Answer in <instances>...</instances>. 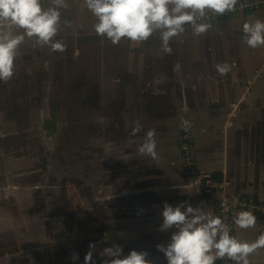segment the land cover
I'll list each match as a JSON object with an SVG mask.
<instances>
[{
  "label": "rangeland",
  "instance_id": "rangeland-1",
  "mask_svg": "<svg viewBox=\"0 0 264 264\" xmlns=\"http://www.w3.org/2000/svg\"><path fill=\"white\" fill-rule=\"evenodd\" d=\"M66 3L56 37L66 51L33 46L35 38L26 37L17 49L12 79L0 82V264H85L90 243L95 245L94 264H102L104 248L120 245L127 255L138 247L130 241L137 231H148L147 211L134 217L122 211L120 191L134 195L141 188L110 181L112 174L121 176L118 170L125 173L123 180L136 176L141 146L136 137L153 124L147 107L135 100L143 91L141 79L147 78V47L143 42L141 54L132 58L129 53L139 47L135 42L112 44L98 37L82 57L72 54L80 38L96 37L97 18L85 0ZM42 5L47 8L50 0ZM262 74L247 81L248 94ZM137 119L142 131L130 135ZM155 140L156 147L163 143ZM64 151L75 160L50 172ZM165 153L161 145L157 157ZM102 167H113L107 171L109 180H103Z\"/></svg>",
  "mask_w": 264,
  "mask_h": 264
},
{
  "label": "crops",
  "instance_id": "crops-1",
  "mask_svg": "<svg viewBox=\"0 0 264 264\" xmlns=\"http://www.w3.org/2000/svg\"><path fill=\"white\" fill-rule=\"evenodd\" d=\"M246 8L222 17L215 13L209 15L206 22L212 26L200 36L194 35L193 29L186 26L185 33L170 42V55L162 52L158 33L144 42L148 57L147 78L141 79L139 84L143 91L135 100L137 105L147 107V119L153 121L155 139H162L161 145L166 149L163 157H151L147 161L145 155L138 153L139 163L134 165V181H154L134 183L146 186L138 192L159 201L163 195L157 208L150 203L154 218L149 216L146 222L148 231L143 246L140 248L142 243L136 244V251L147 252V259L152 264H167L164 254L156 246H166L175 231L160 230L162 216L161 220L157 217L165 203L175 206L188 202L194 208L212 213V205L201 196L205 176L216 179L218 187L213 194L217 198L237 196L264 202V45L253 49L242 41L243 24L254 23L257 19L264 21V7ZM98 37L80 38V47L72 54L82 57L86 46ZM142 44H134L139 47L129 53L132 58L141 54L138 48ZM177 63L180 65L178 71L174 70ZM218 64L229 65L230 71L220 75ZM258 69L263 73L262 77L255 79L253 92L248 94L247 81L255 77ZM183 117L190 118L193 123L192 150L197 171L191 174L187 173L180 149ZM136 141L143 144L139 139ZM161 145L155 149L157 154H160ZM144 161L145 169L141 164ZM160 181L161 185H158ZM142 210L147 211L146 207ZM242 211L251 210L236 209L235 219ZM251 212L257 218L254 227L241 229L235 224L234 236L241 241H254L264 233V213ZM248 260L249 264H264V248L250 254ZM217 263L218 260L214 262Z\"/></svg>",
  "mask_w": 264,
  "mask_h": 264
},
{
  "label": "clouds",
  "instance_id": "clouds-1",
  "mask_svg": "<svg viewBox=\"0 0 264 264\" xmlns=\"http://www.w3.org/2000/svg\"><path fill=\"white\" fill-rule=\"evenodd\" d=\"M239 0H85L87 9L97 18L94 24L96 35L106 38L112 44L122 39L130 42H146L159 34L161 50L170 55V42L174 37L193 29L194 35L205 34L211 24L206 22L209 12L224 15L236 10ZM68 7L66 0H50L44 8L42 0H0V82L7 83L14 75V61L17 49L25 38H35L33 46H48L53 52H65L67 45L56 39L61 29V9ZM69 25V21L63 22ZM23 30L18 31V30ZM242 41L250 48L264 45V21L243 24ZM177 63L174 70H179ZM220 75L230 71L227 64L217 65ZM187 131L191 124L182 122ZM142 131L137 119L130 135ZM155 129H149L144 143L138 151L141 155L157 158ZM161 231L175 229L167 245H157L164 254L167 264H214L217 260L232 261L234 264H249L248 256L264 248V233L254 241H241L230 235V226L220 216L205 213L202 209L181 202L175 206L164 204L161 213ZM256 216L251 211H242L234 223L241 229L254 227ZM84 257L85 264L92 260L95 245ZM99 255L102 264H152L145 251L131 250L123 254L120 245L104 248Z\"/></svg>",
  "mask_w": 264,
  "mask_h": 264
},
{
  "label": "built area",
  "instance_id": "built-area-1",
  "mask_svg": "<svg viewBox=\"0 0 264 264\" xmlns=\"http://www.w3.org/2000/svg\"><path fill=\"white\" fill-rule=\"evenodd\" d=\"M264 5V0L261 2H239L236 5V9H243L245 7H260ZM228 13V12H227ZM226 13V14H227ZM261 71H257L256 76H260ZM251 82H249L250 84ZM188 121L191 127L185 131L182 127V122ZM193 123L188 117H183L181 121L179 139L180 149L182 157L186 163V170L188 174L195 173L197 170L196 157L192 150L193 147ZM218 187L216 180H213L209 176H205L202 182V198L212 205V213L216 216H220L226 224L230 226V235L235 234V210L236 209H247L251 211H257L258 213H264V202H256L251 198L241 197H228L223 196L217 198L213 193L214 189ZM217 264H234L232 261L218 260Z\"/></svg>",
  "mask_w": 264,
  "mask_h": 264
},
{
  "label": "flooded vegetation",
  "instance_id": "flooded-vegetation-1",
  "mask_svg": "<svg viewBox=\"0 0 264 264\" xmlns=\"http://www.w3.org/2000/svg\"><path fill=\"white\" fill-rule=\"evenodd\" d=\"M85 169H84V173L86 174V175H88L89 174V172H90V168H89V166L87 165L86 167H84ZM102 169H103V171H105L104 173H102V175H103V180H109L106 176H107V171H111V170H113V167H110V168H107V169H104V167H102ZM115 170H118V169H116V167H115ZM119 171V174H121V176L119 177V178H117L118 176H116V175H114V174H112V172H111V174L112 175H110V181H112L113 182V180L114 181H118L119 183H121V184H123V185H126V184H128V183H130V181H134V179L133 178H131V177H129V178H125L124 180L122 179V176L125 174L124 172H123V170L122 171H120V170H118ZM123 173V174H122ZM118 174V175H119ZM127 186V185H126ZM120 194H121V197H122V200H121V204H123V206H125V208H126V210H123L121 207H120V209H122V211H123V213H124V215H128V216H132V217H134V216H137V215H142V213H141V208H140V206L139 205H137L136 203H135V200H142V199H145V200H147V201H149L150 203H154V199H155V197H145L143 194H141V193H135L134 195H133V193H131L130 191H120ZM154 198V199H153ZM129 208V209H128ZM131 208V209H130ZM149 215H151L152 214V212H150V210H149ZM139 219H135L134 221H136V223H137V221H138ZM133 244H138V243H142L143 241H145V237H143L142 238V236H139V234H136L135 235V238L133 237V239L132 240H130ZM143 244V243H142ZM133 250H136V248L135 249H133Z\"/></svg>",
  "mask_w": 264,
  "mask_h": 264
},
{
  "label": "trees",
  "instance_id": "trees-1",
  "mask_svg": "<svg viewBox=\"0 0 264 264\" xmlns=\"http://www.w3.org/2000/svg\"><path fill=\"white\" fill-rule=\"evenodd\" d=\"M89 38V37H88ZM87 37H83V38H81L82 40H87L88 39ZM149 129H155V127L154 126H148V128L146 129V133H147V131L149 130ZM146 133H143L142 135H140V136H137V138L139 139V140H141L142 141V143H144V138H145V135H146ZM63 154H65V155H63ZM62 155H63V157H62V159H63V161L62 162H60L59 161V159L61 158V156L62 155H59L58 156V164H57V166L55 167V165H50V167H52L53 169L50 171V172H55V169H58L59 167H61V164H63L65 161H68V159H73V160H75L74 159V157L72 156V152H68V151H64V153H63ZM76 156V155H75ZM47 160H46V156L43 158V160H42V164L44 165L45 164V162H46ZM144 162H146V161H144ZM145 166H146V163L145 164H142V168L143 169H145ZM212 179L213 180H216V179H214L213 177H212ZM54 181H50V183H53ZM149 182H154V181H130V183H142V184H147V183H149ZM161 182L162 181H160V182H158V185H161ZM157 183V182H156ZM163 196H161L160 197V199L162 200L163 198H162ZM161 200L159 201V199H154V205H155V207L157 208V205L159 204V202H161ZM205 201V200H204ZM135 203L137 204V205H139L140 206V208H141V210L143 209V207H146V209H147V212H149V210H150V212H152V214L154 213V211H153V208L150 206V202L149 201H147V200H135ZM145 210V209H144ZM143 210V211H144ZM150 215V217H151V219H153L154 218V216L153 215ZM158 216L159 217H157V218H160V220H161V214H159L158 213ZM154 221V220H153ZM143 230H145V229H143ZM143 230H141V229H139V232L137 231V233H139V236H142V238L143 237H145L146 238V234L145 233H143ZM133 232V231H132ZM142 234V235H141ZM138 244H140V243H138ZM143 246V244H141L139 247L141 248Z\"/></svg>",
  "mask_w": 264,
  "mask_h": 264
},
{
  "label": "water",
  "instance_id": "water-1",
  "mask_svg": "<svg viewBox=\"0 0 264 264\" xmlns=\"http://www.w3.org/2000/svg\"><path fill=\"white\" fill-rule=\"evenodd\" d=\"M47 106V105H46ZM48 107V106H47ZM48 108H46V110H47ZM136 187H139V188H141V189H138L139 191L140 190H142L144 187L146 188V186H144V185H135ZM131 188V187H130ZM128 190H132V188L131 189H128Z\"/></svg>",
  "mask_w": 264,
  "mask_h": 264
}]
</instances>
